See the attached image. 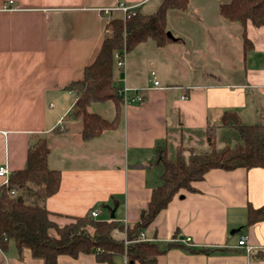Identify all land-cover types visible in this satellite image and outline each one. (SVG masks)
Wrapping results in <instances>:
<instances>
[{
    "label": "crops",
    "instance_id": "1",
    "mask_svg": "<svg viewBox=\"0 0 264 264\" xmlns=\"http://www.w3.org/2000/svg\"><path fill=\"white\" fill-rule=\"evenodd\" d=\"M8 1L0 0V8ZM11 1L16 11H0V165L6 164L10 173L23 169L27 149L43 138L47 165L60 172V189L46 207L60 225L90 212L98 213L97 220L133 225L161 183L160 152L170 159L179 148L207 152L209 128H214L217 148H223L229 144L219 141L222 131L264 124V26L246 23L252 48L244 52L240 24L198 14L188 24L193 31L183 36L170 34L166 25L177 41L163 47L147 41L123 55L122 69L114 63L113 84L138 90L144 98L122 105L116 130L84 142L81 122L73 116L76 95L67 87L95 59L108 33L107 21L121 16L113 8L122 5L151 14L161 0ZM193 1L199 0H189L184 14L192 8L198 12ZM228 1L219 0L217 12ZM214 27L232 36L239 48L238 70L219 72V82L193 83L179 71L178 62L171 60L168 66L166 51L176 46L203 56L206 44L218 36L202 28ZM88 111L108 120L114 117L111 102L92 104ZM192 188L178 191L142 232L146 241L169 245L158 264H264V257H255L264 252V217L246 225L248 207H264V168L212 169ZM35 189L33 183L25 187L27 193ZM114 231V239H124L123 230ZM241 237H246L249 253L238 247ZM0 264L43 262L9 242L0 249ZM56 264L109 263L80 254L59 256ZM110 264H126L125 257H114Z\"/></svg>",
    "mask_w": 264,
    "mask_h": 264
},
{
    "label": "trees",
    "instance_id": "2",
    "mask_svg": "<svg viewBox=\"0 0 264 264\" xmlns=\"http://www.w3.org/2000/svg\"><path fill=\"white\" fill-rule=\"evenodd\" d=\"M189 0H161L151 14L135 8L120 17H111L105 24L106 34L95 59L83 70L82 78L69 84L67 89L76 95L73 116L81 122L80 136L88 142L105 131L116 130L120 124L123 97L113 84L114 55L123 57L138 45L152 41L163 47L174 40L167 36L168 11L186 12ZM219 15L226 21L241 26L243 51L252 48L246 35V23L255 28L264 26V0H229L219 6ZM111 102L114 117L105 119L96 112H89L92 104ZM239 143L215 148L214 128H209L207 140L209 151L195 154L179 148L174 159L160 152L162 164L161 183L152 189L147 206L140 211L139 220L123 227L115 221L97 220L90 213L68 218L60 225L46 207V201L60 189V172L47 165L49 150L46 141L39 138L26 152L25 167L10 173L8 186L0 193V249L5 250L12 242L18 252L28 249L31 256L43 264H56L59 256L76 258L80 254H94L98 262L112 263L114 257H125L126 264H158L157 258L168 248L141 240L156 215L166 208L180 190H192L194 182L201 181L212 169L226 171L243 168H264V124L233 126ZM28 183L36 189L27 193ZM9 190H15L9 196ZM264 217V207H248L246 225H253ZM124 231V239L116 240L112 232ZM263 258L264 252L255 254Z\"/></svg>",
    "mask_w": 264,
    "mask_h": 264
},
{
    "label": "rangeland",
    "instance_id": "3",
    "mask_svg": "<svg viewBox=\"0 0 264 264\" xmlns=\"http://www.w3.org/2000/svg\"><path fill=\"white\" fill-rule=\"evenodd\" d=\"M219 0H199L193 1L198 2L197 7L198 12L195 14V11H192V4L190 11L187 13H179L175 11H171L168 14V18H166L167 22V29L170 31V34H176L178 36H183V34H188L192 30V27H188L189 22L196 20L200 14L203 18L208 19H219V14L216 10V6ZM222 2L226 0H220ZM202 29H209L210 31L213 30L217 33H209V35L215 34L218 36L216 40H210L212 44H206L207 47L201 56L199 53H195L194 50L184 48L182 46H176L174 49H169L166 52L168 53L167 57L168 66L171 65L172 62H178L179 71L181 69L185 72L188 76V79L192 80L193 83L199 82H219L221 81L219 72L221 71H232L235 72L241 65V62L238 59V54L240 53L239 48L234 43L232 36H226L225 34L219 33L221 28H202ZM110 34L108 31L107 35ZM193 34V33H191ZM194 35V34H193ZM205 35V34H204ZM209 42V41H207ZM215 45V48L211 49L210 45ZM210 46V47H209ZM172 67V66H171ZM171 72H174L172 68H169ZM214 133V141H215V131ZM220 140L228 143L230 146L236 145L239 143V137L237 132L234 129H226L222 131L220 134ZM215 148H217L216 141H215ZM184 148H182L183 150ZM209 143L208 149L209 151ZM221 149V148H217ZM185 150V149H184ZM203 151V150H202ZM177 152V151H176ZM207 152H197L195 154H205ZM187 153V151H185ZM175 155L172 156L171 159H174ZM106 216V214H104ZM103 215V217H104ZM100 219V218H99ZM117 231L112 232V236L116 237Z\"/></svg>",
    "mask_w": 264,
    "mask_h": 264
},
{
    "label": "built area",
    "instance_id": "4",
    "mask_svg": "<svg viewBox=\"0 0 264 264\" xmlns=\"http://www.w3.org/2000/svg\"><path fill=\"white\" fill-rule=\"evenodd\" d=\"M134 7H125L122 5L116 6L115 8H113L112 10L114 11H119L121 12V15L124 16L125 14H128L129 12H131L132 10H134ZM0 11H7V12H11V11H16V8L13 7V1L9 0L7 2L6 5L2 6V8H0ZM105 12H108V10H106ZM123 57H120L118 54L114 55V60H115V65L117 68L122 69L123 67ZM154 72H150V77L152 79V84L154 88H157L159 83L154 79ZM132 92L133 94L128 95V93ZM119 94L123 97L124 100V104L126 103H130V102H141L143 100V95L141 93H139L138 90H132L126 87H123L119 90ZM9 176H10V172L7 168L6 164L0 165V193L2 191L3 188H6L8 186V182H9ZM9 196H14L16 194L15 190H9L7 193ZM98 215V213L96 212H90V217L92 218H96ZM140 238L141 240H145L144 236L142 233H140ZM190 239H186L184 240V242L188 243ZM246 241V237H241L237 243L238 247H243L246 251V253H249L250 251V247H247L245 244Z\"/></svg>",
    "mask_w": 264,
    "mask_h": 264
},
{
    "label": "water",
    "instance_id": "5",
    "mask_svg": "<svg viewBox=\"0 0 264 264\" xmlns=\"http://www.w3.org/2000/svg\"><path fill=\"white\" fill-rule=\"evenodd\" d=\"M167 36L172 38V36L168 32H167ZM110 217L113 218V215L111 214ZM231 233H233V232H231Z\"/></svg>",
    "mask_w": 264,
    "mask_h": 264
}]
</instances>
